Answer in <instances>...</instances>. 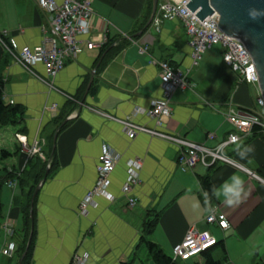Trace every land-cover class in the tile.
Returning <instances> with one entry per match:
<instances>
[{
  "label": "crops",
  "instance_id": "obj_1",
  "mask_svg": "<svg viewBox=\"0 0 264 264\" xmlns=\"http://www.w3.org/2000/svg\"><path fill=\"white\" fill-rule=\"evenodd\" d=\"M147 5L151 6V0H90L92 26L80 36L77 55L56 72L51 85L43 80L41 63H35L33 69L43 79L22 67L0 43L2 100L19 107L14 123H0V153L6 151L0 155L1 188H5L0 199V225L4 222L11 226L14 241L10 256L0 253V264H20V205L32 179L19 184L16 177L28 168L34 177L41 163L42 176L30 191L32 194L38 185L29 200L28 264H72L75 251L87 253L85 264L127 261L139 247L143 221L151 215H155V222L147 237L166 255L193 226L214 236L216 243L211 252L221 264L264 263V175L258 171L264 162V138L250 129L241 132L224 116L229 105L259 109L256 82H244L230 70L221 59L217 43L206 48L196 64H190V47L180 20L164 18L157 26L152 21L144 26ZM45 18L35 0H0V33H5L3 39L12 38L17 47L40 41ZM103 36L101 45L86 46L84 38L100 41ZM161 60L187 68V85L171 92L167 100L169 113L157 125L145 110L162 94ZM68 100L73 108L59 123L67 120L59 129L55 117L64 112ZM122 120L206 147H214L231 130L239 137L221 147L229 160L197 162L191 170H181L179 147L173 141L145 131L129 137ZM207 132L213 136L208 137ZM18 136L38 150L23 155ZM104 145L118 153L108 175L110 197H96L95 204L81 214L78 204L95 181L97 156ZM247 146L253 151L241 157L238 153L246 151ZM51 150L55 164L49 168ZM130 158L139 159L141 164L139 182L132 190L136 202L126 208L120 188ZM233 174L244 182L238 203L228 205L222 195L217 198L211 191L206 197L202 192L200 176L208 175L212 190ZM8 181H14V186H7ZM208 206L226 217V229L203 220ZM2 242L0 231V248ZM190 261L201 264L203 259L199 254L185 263ZM134 263L142 264L135 261V255L129 264Z\"/></svg>",
  "mask_w": 264,
  "mask_h": 264
},
{
  "label": "built area",
  "instance_id": "obj_2",
  "mask_svg": "<svg viewBox=\"0 0 264 264\" xmlns=\"http://www.w3.org/2000/svg\"><path fill=\"white\" fill-rule=\"evenodd\" d=\"M186 0H157L151 18L155 26L164 18H177L183 25L187 36V44L190 47V64L197 63L201 53L212 44L218 43L221 46V59L223 63L232 71L236 72L244 82H256L257 76L254 64L247 48L243 43L231 35L222 33L214 28L217 20L215 11L199 19L193 11L185 6ZM37 7L45 13L44 25L40 26V41L29 46L27 44L15 45L12 38H4V32L0 33V43L7 49L11 57L22 67L28 70L37 78L43 79L33 69L35 63H41L46 83L51 85V78L61 69L64 63L74 58L80 50V36L88 33L92 26L90 21L91 7L90 0H35ZM87 47L99 46L105 41L103 36L100 41L84 38ZM142 49L144 48L141 47ZM159 79L161 86V97L152 99L145 113L154 118L155 124H161V118L169 113L167 100L174 89H182L187 85L185 77L186 69L173 67L166 60L158 61ZM66 95V94H64ZM67 96V95H66ZM259 109H236L229 105L224 110V116L234 128L241 132H247L255 123L264 130V103L260 96L256 98ZM53 108V106L51 107ZM123 130L131 137L137 131H145L153 135L164 137L173 141L179 147L178 165L181 170H191L195 163H212L215 159L229 160L221 151V147L226 143L234 142L238 139V132L228 131L224 140L218 142L214 147H206L202 143H195L186 139L178 138L169 133L156 130L141 124L131 123L129 120H122ZM208 137L213 133L207 132ZM19 145L23 155H30L38 150L35 144L26 145L25 139L18 136ZM209 156L206 160L205 156ZM118 158V153L104 145L97 156L96 178L92 186L85 192L83 199L78 204V210L85 214L89 206L95 204L96 197L109 198L107 191L108 175L112 171L114 163ZM140 160L130 158L126 160L127 174L120 188V192L125 197V207L132 208L136 202L132 195L133 188L138 184V171ZM255 176V174L250 173ZM14 181L6 182L7 186H12ZM203 220L207 224H215L219 229L224 230L229 226L226 217L215 209L208 206ZM0 229L4 237H9L12 233L8 223H2ZM216 239L206 230H197L189 226L182 238L172 245L170 257L178 260H188L199 255L202 251L212 247ZM14 243L6 240L1 246V254L10 256ZM87 253L75 251L71 257L72 264H85Z\"/></svg>",
  "mask_w": 264,
  "mask_h": 264
},
{
  "label": "water",
  "instance_id": "obj_3",
  "mask_svg": "<svg viewBox=\"0 0 264 264\" xmlns=\"http://www.w3.org/2000/svg\"><path fill=\"white\" fill-rule=\"evenodd\" d=\"M156 2L151 0L150 13L144 26L151 21ZM184 3L199 19L215 11L217 20L214 28L244 44L254 64L256 85L264 103V0H186ZM252 14H255V18ZM54 137L55 133L52 140ZM37 188L38 185L31 198Z\"/></svg>",
  "mask_w": 264,
  "mask_h": 264
},
{
  "label": "trees",
  "instance_id": "obj_4",
  "mask_svg": "<svg viewBox=\"0 0 264 264\" xmlns=\"http://www.w3.org/2000/svg\"><path fill=\"white\" fill-rule=\"evenodd\" d=\"M150 12V6L147 5L146 10L144 12V18L143 22L145 23L147 16L149 15ZM104 43L103 45H105ZM73 108V104L67 101L64 105V112L61 114H58L55 117L56 121V126L59 125V123L64 119L66 114ZM247 109V108H244ZM19 112V107L15 104H9L5 103L2 100L1 96V82H0V123L5 124V123H14L16 120V116ZM67 120H64L63 123L59 125V129L65 125ZM250 131L252 134L258 133L262 138H264V130L261 128L260 125L258 124H253L250 128ZM2 149L0 155L5 153ZM6 154V153H5ZM50 161H49V168L53 167L55 164V155H54V150H51L50 153ZM44 163H41V166L38 167L37 173H34L35 176L33 177V174H30L31 172L28 170H22L20 172V175H17V181L19 184H22V181L27 183L28 179H32V182L29 185V190L32 191V188L34 185L38 182V179L41 178L43 170H44ZM258 171L264 175V162L260 164L258 167ZM8 175V174H6ZM6 175L4 177H6ZM15 175V174H13ZM2 176H0V188L2 186L3 180ZM200 186L202 188V192L206 197L211 192V185L209 183L208 175L200 176L199 178ZM27 191L25 194V198L22 201V204L20 205V216L22 220V234H21V240L19 242V256H20V264H28V259H29V253H30V245H31V218L29 216V211L31 210L32 206L29 204L30 200V194L31 192ZM15 198V197H14ZM32 214V213H31ZM0 217H1V203H0ZM155 222V215H151L149 218L143 221V233L138 239V244H144L148 250V256L150 257V260L154 264H186L185 262L187 260H179L178 259H172L170 255L164 254L158 247L157 245L150 241L149 239H146L145 234L151 230ZM30 236V237H29ZM27 240V242H26ZM200 256L202 257L203 261L201 264H221V260L217 259L214 257V255L211 252V247L202 251L200 253ZM119 264H129L127 261L120 262ZM254 264H264V263H254Z\"/></svg>",
  "mask_w": 264,
  "mask_h": 264
},
{
  "label": "clouds",
  "instance_id": "obj_5",
  "mask_svg": "<svg viewBox=\"0 0 264 264\" xmlns=\"http://www.w3.org/2000/svg\"><path fill=\"white\" fill-rule=\"evenodd\" d=\"M253 18H255V14H252ZM246 151H240L238 154L241 157L246 156L249 152L253 151V148L251 146L246 147ZM243 180L233 174L229 181H225L219 188L213 187L212 188V195L219 198L221 195L225 198V202L228 205H234L240 201L241 194L244 191L243 189Z\"/></svg>",
  "mask_w": 264,
  "mask_h": 264
},
{
  "label": "rangeland",
  "instance_id": "obj_6",
  "mask_svg": "<svg viewBox=\"0 0 264 264\" xmlns=\"http://www.w3.org/2000/svg\"><path fill=\"white\" fill-rule=\"evenodd\" d=\"M217 45H219V44L217 43ZM249 84H251V83H249ZM251 87L252 86L250 85V88ZM251 91H252V89H251ZM254 94H255L254 91H252V95L253 96H254ZM13 186H14V184L12 186H10V187H13ZM4 191H5V188L2 187L1 191H0V199H1V193L2 192L4 193ZM0 231L2 233L1 229H0ZM11 235L9 237H4V234L2 233V240H3L2 244H1L2 246L4 245L5 240H11L14 243V241L11 239ZM145 236H146V239H148V237H147L148 234L147 233L145 234ZM0 253H1V251H0ZM168 254H170V251L168 252ZM2 255H4V254H2ZM133 255H135V261H137V260L139 261L140 260L142 262V264H148L147 262H150L149 264H154L153 262H151L152 260H150V257L148 256V250H147V248H146V246L144 244H139V247L135 248V252L127 260L128 263H130L131 260L133 259ZM147 258H148V260H147ZM177 261H179V260H177ZM189 264H195V263H192L190 261Z\"/></svg>",
  "mask_w": 264,
  "mask_h": 264
}]
</instances>
